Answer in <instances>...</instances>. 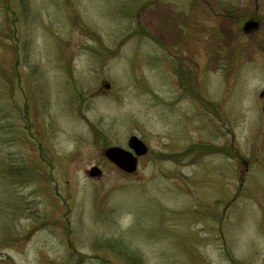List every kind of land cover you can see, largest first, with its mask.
<instances>
[{"label":"rangeland","instance_id":"rangeland-1","mask_svg":"<svg viewBox=\"0 0 264 264\" xmlns=\"http://www.w3.org/2000/svg\"><path fill=\"white\" fill-rule=\"evenodd\" d=\"M0 264H264V0H0Z\"/></svg>","mask_w":264,"mask_h":264},{"label":"water","instance_id":"water-1","mask_svg":"<svg viewBox=\"0 0 264 264\" xmlns=\"http://www.w3.org/2000/svg\"><path fill=\"white\" fill-rule=\"evenodd\" d=\"M259 22L257 20H248L244 25V32L257 29ZM109 88V85L106 86ZM148 152L147 145L137 136L132 135L128 139L127 148L120 146H111L105 148L104 155L114 163L121 171L126 174H133L138 167V158L145 155ZM89 176L99 177L102 174V170L98 166H93L88 171Z\"/></svg>","mask_w":264,"mask_h":264}]
</instances>
